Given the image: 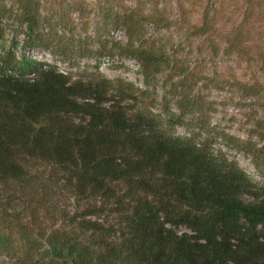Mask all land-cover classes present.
<instances>
[{
  "label": "trees",
  "instance_id": "trees-1",
  "mask_svg": "<svg viewBox=\"0 0 264 264\" xmlns=\"http://www.w3.org/2000/svg\"><path fill=\"white\" fill-rule=\"evenodd\" d=\"M20 7L28 35L38 34L35 3ZM213 18L208 0L195 35L209 37ZM105 19L125 27L127 42L114 41L120 54L153 76L167 59L163 50L134 37L132 15ZM230 36L229 48L246 53L243 28ZM82 50L83 58L106 54ZM242 88L247 97L264 92L258 83ZM138 92L100 73L74 80L55 65L0 53V187L34 194L31 163L50 164L76 196L101 203L85 216L110 211L114 220L83 219L77 230L48 233L16 226L3 208L0 256L20 264H264V186L208 145L175 136L157 116L129 112L125 102Z\"/></svg>",
  "mask_w": 264,
  "mask_h": 264
},
{
  "label": "rangeland",
  "instance_id": "rangeland-1",
  "mask_svg": "<svg viewBox=\"0 0 264 264\" xmlns=\"http://www.w3.org/2000/svg\"><path fill=\"white\" fill-rule=\"evenodd\" d=\"M212 2L215 29L206 37L195 35L194 27L201 24L208 0H33L38 34L29 36L20 0H0V53L9 50L55 65L74 80L100 73L121 87L132 84L139 92L125 102L129 112L157 116L175 136L208 145L264 186V92L247 97L242 88L258 83L264 90V68L257 60L264 45V1ZM107 13L132 15L134 37L166 54L149 79L135 59L118 51L114 41L126 43V30L108 25ZM238 27L246 53L228 46ZM85 47L106 54L83 58ZM28 173L38 183L34 194L0 187V209L10 211L16 226L51 233L77 230L83 219L114 221L110 211L85 216L101 203L76 196L57 167L32 162ZM0 264L20 263L0 256Z\"/></svg>",
  "mask_w": 264,
  "mask_h": 264
}]
</instances>
